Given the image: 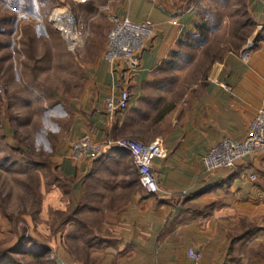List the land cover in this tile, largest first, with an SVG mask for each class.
Instances as JSON below:
<instances>
[{
	"label": "crops",
	"instance_id": "obj_1",
	"mask_svg": "<svg viewBox=\"0 0 264 264\" xmlns=\"http://www.w3.org/2000/svg\"><path fill=\"white\" fill-rule=\"evenodd\" d=\"M75 1L85 15L106 3L108 10L90 23L83 56L94 60L86 61L83 87L68 101V127L53 161L69 201L92 215L97 237L84 257L66 254L62 263L264 264V254L246 255L264 249V152L210 175L202 165L221 139L241 140L264 105V0ZM214 9L232 10L231 17L240 20L237 32L248 34L252 46L228 49L210 69L200 66L184 91L156 77L169 73L173 53L189 46L203 20L200 10ZM107 14L153 26L131 77L102 58L111 27ZM211 51L213 63L217 55ZM123 82L131 93L129 107L109 121L104 100L118 99ZM84 137L96 142L134 137L159 145L162 155L152 160L158 193L142 189L126 150L95 160L73 158L71 144Z\"/></svg>",
	"mask_w": 264,
	"mask_h": 264
},
{
	"label": "rangeland",
	"instance_id": "obj_2",
	"mask_svg": "<svg viewBox=\"0 0 264 264\" xmlns=\"http://www.w3.org/2000/svg\"><path fill=\"white\" fill-rule=\"evenodd\" d=\"M78 3L0 0V264L9 259L14 264L31 262L27 255L13 251H26L32 242L49 248L44 264L56 259L65 262L66 254L79 259L89 248L80 236L93 235H85L93 232L92 215L69 201L67 185L53 161L55 147L68 127V101L83 87L86 61L94 60L83 56L90 23L108 5L85 15ZM55 7H67L87 30L75 53L47 21ZM200 11L208 42L183 48L169 63V73L155 75L181 91L200 75V66L205 68L207 63L210 69L228 49L252 46L248 34L237 32L240 20L231 17L232 10ZM210 51L217 55L213 63L207 57ZM258 254H264V249L246 252L250 257Z\"/></svg>",
	"mask_w": 264,
	"mask_h": 264
},
{
	"label": "built area",
	"instance_id": "obj_3",
	"mask_svg": "<svg viewBox=\"0 0 264 264\" xmlns=\"http://www.w3.org/2000/svg\"><path fill=\"white\" fill-rule=\"evenodd\" d=\"M108 10V5L100 12ZM111 27L107 34L102 58L113 68L122 66L131 76L139 68L141 53L147 47L149 39L153 36V26L148 22H132L127 17H118L107 14ZM48 23L60 34L65 41L67 49L75 53L82 47L87 30L74 17L67 7H55L47 17ZM125 82H123V87ZM131 98L126 86L120 91L119 98L108 96L103 103L104 112L111 121L115 116L121 115L128 107ZM123 149L129 152L136 169L138 182L148 194H157V184L152 160L162 155V149L156 143L145 144L134 137H121L113 140L92 141L84 137L70 146V154L75 159H98L107 151ZM255 152H264V105L255 113L241 140L229 137L218 141L202 158L203 172L210 175L216 171L234 168L240 161ZM254 179L255 176L251 175ZM188 255L195 261L198 255L191 248Z\"/></svg>",
	"mask_w": 264,
	"mask_h": 264
},
{
	"label": "trees",
	"instance_id": "obj_4",
	"mask_svg": "<svg viewBox=\"0 0 264 264\" xmlns=\"http://www.w3.org/2000/svg\"><path fill=\"white\" fill-rule=\"evenodd\" d=\"M205 27H206V23L201 22L199 24V27L197 28L196 35L192 38L191 42L187 43L189 46H191L193 43H197V42L202 45V43L205 42V39H206V34H204V31H206ZM181 51H179V53H176V52L173 53L174 55L172 54L173 56H171V62L175 60V58L180 54ZM91 233L94 235L93 232H87V233H85V235H88V234H91ZM93 235H91L88 238H82V236H80V237H81L82 242L86 243V245L90 247L91 243L93 244V237H95V235L94 236ZM94 240H95V238H94ZM31 245H32L31 246L32 248H29L30 250L28 249V250L25 251V250L21 249L20 251H13V252H20L21 254H25L28 257H30V260H32V261L28 262V264H36V263L37 264H44V263H46L43 258L45 256L44 255L45 252H47L49 250V248L45 247L44 245L33 243V242H32ZM7 264H14V262L13 261L11 262V259H9V263H7ZM16 264H23V263L18 262ZM53 264H63V263H62L61 259H56V261H54Z\"/></svg>",
	"mask_w": 264,
	"mask_h": 264
}]
</instances>
